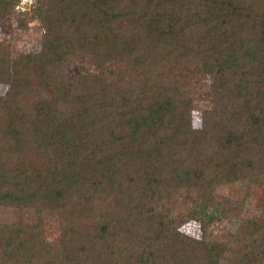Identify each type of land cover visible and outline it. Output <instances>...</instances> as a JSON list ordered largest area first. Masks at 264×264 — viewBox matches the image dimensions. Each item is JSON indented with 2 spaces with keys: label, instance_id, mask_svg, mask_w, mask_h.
<instances>
[{
  "label": "trees",
  "instance_id": "16d2710c",
  "mask_svg": "<svg viewBox=\"0 0 264 264\" xmlns=\"http://www.w3.org/2000/svg\"><path fill=\"white\" fill-rule=\"evenodd\" d=\"M19 3L42 35L0 44V264H264V0Z\"/></svg>",
  "mask_w": 264,
  "mask_h": 264
},
{
  "label": "rangeland",
  "instance_id": "374dc122",
  "mask_svg": "<svg viewBox=\"0 0 264 264\" xmlns=\"http://www.w3.org/2000/svg\"><path fill=\"white\" fill-rule=\"evenodd\" d=\"M29 7H25L24 11L17 10L18 13H23L27 11ZM17 14L8 16L5 18H0V44L3 45L5 48H7L10 52V54L17 58L22 53H35L40 48V42H41V35L42 30L39 26V23L35 20L27 22L28 27L26 29H19L17 28ZM20 17V16H19ZM70 63L66 67V75L68 77L75 76L79 73V67L85 66L86 68H91L89 61L87 60L85 55L82 54H72L70 56ZM105 73L107 76L112 77L113 72L111 68L106 67ZM195 105L197 108H202L206 105V102H196ZM195 115V114H194ZM196 116V115H195ZM193 116V118L195 117ZM199 126V123L196 121V117L194 119V127L197 128ZM264 187L260 183H256L255 185L250 186V195L249 197L243 202V217H250V216H257L260 212V203L262 202V197L264 198ZM238 192V193H237ZM244 188L242 189V186L233 185L231 189H225L223 191L224 194H234L235 198L238 200H241L242 195L244 194ZM20 216V213L14 211V210H3L0 209V222L2 223H11L12 220L18 218ZM33 220L32 215L30 214L29 222ZM49 221V220H48ZM238 226L237 222L232 221H225L222 225L223 227H227L231 231H234ZM181 231H183L186 234H189L194 237H199L200 231L198 224L194 222H188L181 226ZM49 239H54L57 237V233L50 229L47 232Z\"/></svg>",
  "mask_w": 264,
  "mask_h": 264
},
{
  "label": "built area",
  "instance_id": "2783aa9c",
  "mask_svg": "<svg viewBox=\"0 0 264 264\" xmlns=\"http://www.w3.org/2000/svg\"><path fill=\"white\" fill-rule=\"evenodd\" d=\"M32 2L33 0H20V3L16 6V9L24 11L25 7H30Z\"/></svg>",
  "mask_w": 264,
  "mask_h": 264
}]
</instances>
